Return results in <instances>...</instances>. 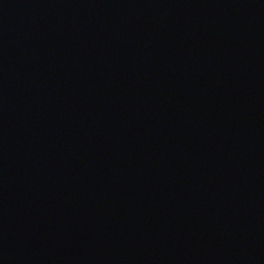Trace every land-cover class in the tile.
<instances>
[{"label":"water","instance_id":"1","mask_svg":"<svg viewBox=\"0 0 264 264\" xmlns=\"http://www.w3.org/2000/svg\"><path fill=\"white\" fill-rule=\"evenodd\" d=\"M0 264H264V0H0Z\"/></svg>","mask_w":264,"mask_h":264}]
</instances>
